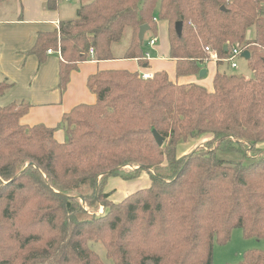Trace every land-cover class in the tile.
I'll return each mask as SVG.
<instances>
[{
  "label": "trees",
  "instance_id": "16d2710c",
  "mask_svg": "<svg viewBox=\"0 0 264 264\" xmlns=\"http://www.w3.org/2000/svg\"><path fill=\"white\" fill-rule=\"evenodd\" d=\"M153 18L167 23L176 78L199 74L205 47L220 58L248 51L251 78L217 70L208 92L164 72H97L87 79L96 102L63 116V143L56 129L20 123L29 104L0 107V264H103L88 245L99 242L114 264H213L214 244L234 229L264 239V0H92L59 32L39 33L30 53L41 64L59 49L63 92L79 63L111 60L126 29L124 58L141 61L139 28L156 36ZM10 87L0 81V97ZM206 135L204 147L177 156L180 144ZM144 173L148 187L109 199V180ZM239 264H264V252Z\"/></svg>",
  "mask_w": 264,
  "mask_h": 264
},
{
  "label": "crops",
  "instance_id": "0c3cea01",
  "mask_svg": "<svg viewBox=\"0 0 264 264\" xmlns=\"http://www.w3.org/2000/svg\"><path fill=\"white\" fill-rule=\"evenodd\" d=\"M20 1V0H19ZM16 7V14L13 18L0 19V81H7L11 87L0 97V107H5L13 102H24L30 105L28 113L20 119V123L27 127L43 125L47 128L56 129L54 138L63 143L66 134L60 128L63 116L68 114L78 105H93L96 97L87 88V79L100 71H127L153 75L158 72L167 74L169 80L178 85L197 84L212 92V80L217 71L213 62L202 65L207 74L204 78L198 75L188 77H175V60L169 58V44L157 46V35L150 32L144 35L145 47L143 48L144 58L125 59L131 38L132 30L123 33L126 42L121 51L116 54L115 43L111 46L112 59L108 61L89 60L77 65L76 70L70 73L66 89L60 92L58 89V68L60 57L55 53H46V59L39 63L36 56L30 53L34 47L39 33L56 31L54 23L74 21L77 19V11L80 6L92 0H80L78 8L75 9V17L63 10L58 5L54 10L46 7L47 0H21ZM158 22L162 21H156ZM164 23L167 30V23ZM150 33L148 38L147 34ZM155 38L153 46L148 41ZM168 40V37H167ZM149 50L151 53H149ZM148 54V58H146ZM200 69V70H201ZM207 77V78H206ZM141 178V177H140ZM119 180V179H118ZM109 180L106 191L111 192L110 200L117 203L126 196L133 193L130 182L120 181L114 188ZM133 188L134 185H133ZM142 189L137 188L135 191Z\"/></svg>",
  "mask_w": 264,
  "mask_h": 264
},
{
  "label": "rangeland",
  "instance_id": "374dc122",
  "mask_svg": "<svg viewBox=\"0 0 264 264\" xmlns=\"http://www.w3.org/2000/svg\"><path fill=\"white\" fill-rule=\"evenodd\" d=\"M21 0H0V19H9L13 18L16 14V7L18 4H21ZM56 3L60 10H63L69 14H72L75 17V9L78 8L80 4V0H56ZM159 3L157 4V9L154 12V16L158 13ZM131 29H126V32ZM57 32V31H56ZM150 33L147 34L146 38ZM157 46H167V30L162 22L157 23ZM126 36L122 37L118 46L114 48L116 54L122 50L124 43L126 42ZM253 36V29L248 30L247 37ZM145 47V43L143 48ZM165 48V47H164ZM54 52V51H53ZM149 53L151 51L149 50ZM237 68L231 69L227 63H222L217 67L219 72H224L226 74H235L242 75L246 79L251 78L252 71L250 70L247 60L237 58L236 60ZM207 78V77H206ZM210 136L206 135L200 137L199 139H189L183 144H180L177 149V156L182 157L187 155L192 150L197 147H204V144L207 140H209ZM260 149L264 151V144L260 146ZM230 160H239V155H227L226 156ZM141 177V178H140ZM138 179L131 181L132 189L134 191L137 188H146L150 184V180L147 174H141ZM115 181H111L110 185L114 188H117L115 185L121 180L113 179ZM133 185L135 188H133ZM135 189V190H134ZM118 190V188H117ZM111 192H114L111 191ZM110 199V198H109ZM120 202V201H119ZM118 203V202H117ZM104 211L103 206L99 207L97 215H101ZM89 248L98 255L103 264H114L110 259L107 258L106 249L102 243H89ZM249 251H261L264 252V239H256V238H245L240 229H234L231 231L230 238L228 242L224 245H220L218 243L214 244L213 247V264H239L243 256L246 252Z\"/></svg>",
  "mask_w": 264,
  "mask_h": 264
},
{
  "label": "built area",
  "instance_id": "2783aa9c",
  "mask_svg": "<svg viewBox=\"0 0 264 264\" xmlns=\"http://www.w3.org/2000/svg\"><path fill=\"white\" fill-rule=\"evenodd\" d=\"M153 21L156 22L157 19L156 18H153ZM56 25V31L59 32L60 30V24L59 23H54ZM156 43V40L155 38L151 39L148 41V45L149 46H153L154 44ZM53 52L52 50H48L47 53H51ZM244 51L242 49H239V48H234L229 57L227 58H220L218 55H217V52L212 50L211 48L209 47H205L204 48V53L206 55V59L204 60L203 64L202 65H205L209 62H213V63H218V62H221V63H227L229 65V67L231 69H236L237 68V64H236V59L237 58H241V54L243 53ZM55 53L60 57V52H59V49H57L55 51ZM94 55V51L93 49H90L89 50V56L92 58ZM146 58H148V54H146ZM243 59V58H241ZM151 76L150 75H145V74H141V78L142 79H148L150 78Z\"/></svg>",
  "mask_w": 264,
  "mask_h": 264
},
{
  "label": "water",
  "instance_id": "95a60500",
  "mask_svg": "<svg viewBox=\"0 0 264 264\" xmlns=\"http://www.w3.org/2000/svg\"><path fill=\"white\" fill-rule=\"evenodd\" d=\"M181 30H182V23L181 22H177L175 24V32H176L177 36H180ZM146 32H148V26L147 25H143V26H141L139 28L138 40H139L140 43H143V41H144V35H145ZM249 57H250V55H249L248 51H244L241 54V58H243L245 60H248ZM206 74H207V71L205 69H201L199 71L198 77L199 78H204L206 76ZM151 132H152V135H153V138H154L156 144L159 147H161L164 144V141H165L164 138H162L154 129H152Z\"/></svg>",
  "mask_w": 264,
  "mask_h": 264
}]
</instances>
